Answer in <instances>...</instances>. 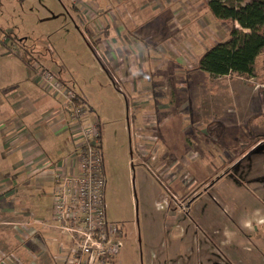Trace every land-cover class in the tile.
<instances>
[{
    "label": "rangeland",
    "instance_id": "1",
    "mask_svg": "<svg viewBox=\"0 0 264 264\" xmlns=\"http://www.w3.org/2000/svg\"><path fill=\"white\" fill-rule=\"evenodd\" d=\"M72 4L0 0V39L87 96L102 129L107 215L128 231L123 263L150 264L158 238L166 244L202 211L213 218L216 195L236 197L222 180L240 179L247 152L245 181L264 180V56L254 78L201 70L199 57L234 27L207 0H80V20Z\"/></svg>",
    "mask_w": 264,
    "mask_h": 264
},
{
    "label": "crops",
    "instance_id": "2",
    "mask_svg": "<svg viewBox=\"0 0 264 264\" xmlns=\"http://www.w3.org/2000/svg\"><path fill=\"white\" fill-rule=\"evenodd\" d=\"M71 1L80 20L86 3L78 7L80 0ZM2 59L11 69L0 63V264H60L65 239L52 226L54 178L69 171L76 132L68 125L63 99L40 85L38 70L14 56L8 45L0 50ZM58 73L63 77L62 70ZM63 79L76 86L72 79ZM82 96L89 121L97 120ZM246 156L236 166L241 180H222L235 188L236 197L215 194L213 218L202 211L190 218L192 228L176 230L166 244L158 238L150 246V264H264V243L256 240L257 231L263 230L264 236V180L245 181L253 173V160ZM204 195L200 192L191 204ZM127 236L128 231L118 264H124ZM250 242L261 247L252 255Z\"/></svg>",
    "mask_w": 264,
    "mask_h": 264
},
{
    "label": "built area",
    "instance_id": "3",
    "mask_svg": "<svg viewBox=\"0 0 264 264\" xmlns=\"http://www.w3.org/2000/svg\"><path fill=\"white\" fill-rule=\"evenodd\" d=\"M38 77L42 87L64 97L68 125L76 132L69 171L54 178L52 226L65 237L60 264H118L127 230L107 215L100 127L96 121H89V106L76 101L75 93L50 70H38Z\"/></svg>",
    "mask_w": 264,
    "mask_h": 264
},
{
    "label": "trees",
    "instance_id": "4",
    "mask_svg": "<svg viewBox=\"0 0 264 264\" xmlns=\"http://www.w3.org/2000/svg\"><path fill=\"white\" fill-rule=\"evenodd\" d=\"M207 5L216 18L231 21L234 27L227 40L211 45L199 57V68L214 76L237 74L246 78L257 77L258 60L264 56V0H246L244 3L240 0H207ZM237 24L239 27L236 26ZM10 35L13 43L16 44V35ZM18 43V46L22 45ZM9 48L13 49L11 45ZM15 52L18 54V51L15 50ZM18 56L29 65L30 62L25 56ZM34 70L37 71L35 68ZM55 76L65 87L75 93L76 101H85L76 86L64 81L59 73ZM52 93L60 96L65 103L62 95L57 92ZM66 114L68 115L67 111ZM94 121L98 123L102 131L99 120ZM101 141H103L102 134Z\"/></svg>",
    "mask_w": 264,
    "mask_h": 264
}]
</instances>
